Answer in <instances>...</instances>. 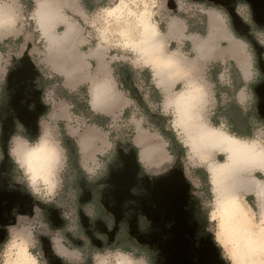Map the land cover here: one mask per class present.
<instances>
[{
	"label": "crops",
	"instance_id": "obj_1",
	"mask_svg": "<svg viewBox=\"0 0 264 264\" xmlns=\"http://www.w3.org/2000/svg\"><path fill=\"white\" fill-rule=\"evenodd\" d=\"M62 1L59 5H66L68 2L71 10L72 6L75 5L77 8L80 3L79 0ZM81 9H83L82 6ZM84 12L86 13L85 10ZM86 15L88 14L86 13ZM163 16L164 21L157 25L147 20L148 24L154 25L160 36L164 57H168L160 62L151 56V52L142 51L140 42L145 34L143 28L139 31L138 37L134 30L133 38L127 42L119 41L117 46H114L113 43L106 46L101 43L81 46L80 31L73 23L71 25L74 35L69 52L78 58V65L67 67L62 64L68 60L67 55L64 52L51 54L47 49L48 44L46 47L47 57L44 62H38L32 55L30 56L39 71L43 65L49 74L59 76L60 84L64 89L72 91L80 86H86L90 109L94 113L110 118V121L117 119V129L122 126V128L127 127L125 121L121 120V115L125 110L130 107L145 110L146 115L139 118L141 125L136 133H133L131 143L122 144L133 145L137 151L141 146L139 159L142 167L144 165L157 167L164 160L162 152L150 158L142 156L145 139L153 138L154 134H158L167 143V147L169 142L165 138L168 137L177 153L175 159L166 148L170 161L168 166L174 159L180 160L182 151L177 141L181 142V140L175 132L174 134L170 133L169 129L174 131L176 117V113L174 117L175 103L172 101L176 94L185 88H193L201 95L198 111L201 120L208 126L238 131L247 138L246 141L252 137L254 139L251 141L264 145V125L252 113L254 102L249 107L254 96L253 87L256 84L252 85V83L256 79L260 81L263 75L257 68V61L255 64L253 62V55L247 42L232 31L226 16L216 9L189 8L176 2L175 10L170 9V13ZM123 32L125 33L126 29H123ZM2 35V31H0V36ZM258 36H260L258 39L262 44L259 43L263 46L264 40L262 41L261 37H264V32ZM4 63L7 65L3 53L0 52V90L7 73V70L3 68ZM144 69L150 71L148 84L140 75ZM38 79L35 80L36 83ZM35 87L39 88L38 85ZM94 90L100 94L98 100L93 97ZM152 95L159 96V100L151 99ZM203 114H206V117ZM133 115L136 116L134 113L131 117ZM130 119L128 124L132 126L129 123ZM102 120L105 123H100ZM102 120H99V123L106 126V120ZM216 121L218 124L214 125L213 122ZM46 128L49 133V128L47 126ZM90 128L92 130L83 135L94 134L96 137L88 145H85V149L81 148L79 142L83 135L78 140L66 137L71 141L73 147L76 146V151L73 148L74 151L69 152L65 144L63 145L68 156L64 188L67 191H73L78 197L86 194L87 199L82 202L81 206L78 204V198L76 201H72L69 207L60 202L57 205L59 211L55 216L56 219L66 223L69 220L68 222L73 226L71 231L76 235H80L77 226L78 209L81 208L91 220H94L91 216L95 217L96 215L92 203L94 200L92 193L96 188L90 184L107 172L116 153L113 151L114 141L109 137L108 131H104L97 125H90ZM183 138L185 143L184 135ZM118 144L121 143L115 144V150ZM214 151L224 153L219 149H214L212 153ZM255 169L259 168L253 170ZM66 207L70 209L68 213L65 210ZM52 211L47 212V218L50 221H52ZM49 234L52 249L62 260L69 263L70 258L75 259L79 256L77 251L64 245V240L71 238L68 234L66 235L67 239L64 235L59 237L58 232L55 233V236H53L54 233ZM137 253L147 255L142 251Z\"/></svg>",
	"mask_w": 264,
	"mask_h": 264
},
{
	"label": "water",
	"instance_id": "obj_2",
	"mask_svg": "<svg viewBox=\"0 0 264 264\" xmlns=\"http://www.w3.org/2000/svg\"><path fill=\"white\" fill-rule=\"evenodd\" d=\"M190 1L205 2L224 10L232 31L252 46L257 68L263 75L253 87L252 113L264 122V46L236 11L239 3L246 4L252 24L264 30V0ZM167 6L174 9L175 1L168 0ZM37 78H42L41 73L27 51L12 63L5 76L4 99L0 104V174L8 173L10 182L13 162L8 150L16 123L22 126L24 135L34 139L40 132V119L48 110L42 101L43 87H35ZM115 152L105 176L94 184L98 188L99 217L91 220L78 209L79 223L92 247L100 248L103 239L111 243L122 224V240L150 252L152 264H228L213 234L205 230V218L199 216L198 200L192 194V185L180 160L164 173L150 176L142 169L139 151L133 145L118 144ZM20 187L23 189H0V244L6 239L8 227L17 222V216H33L35 206L44 207L24 186ZM86 196L81 195L80 200L84 201ZM56 213L54 209L51 218L54 223L58 220ZM110 218L109 225L106 219ZM96 234L103 239H98ZM40 241L47 264H67L54 252L49 237H42Z\"/></svg>",
	"mask_w": 264,
	"mask_h": 264
},
{
	"label": "rangeland",
	"instance_id": "obj_3",
	"mask_svg": "<svg viewBox=\"0 0 264 264\" xmlns=\"http://www.w3.org/2000/svg\"><path fill=\"white\" fill-rule=\"evenodd\" d=\"M29 0H0V8L8 9V13L2 14L0 16V31H2V36H0V42L4 41H14L17 38H20V41H15L14 44H5L6 51L3 53L4 59H6V63H4L3 68L4 70H9L12 66V63L16 61L20 56L25 52L28 51L29 55H32L35 60L38 62H44L46 55V47L48 43L47 38L41 34L42 31L38 29L37 23L34 19V8L36 7V3L39 0H32L33 1V8L31 10H27ZM53 1L58 9L57 14L59 18L54 22L53 27H51V31L55 35H61L64 30L66 29L67 23H73L74 26L80 31L79 40L82 42L81 46L85 45H97L99 43L106 45H111L112 43L114 46H117V42L125 40L126 42L129 39L133 38L134 30H136V37H138V33L141 30L142 25L145 20L152 22L154 25H157L164 21V14L170 13V8L167 6L168 0H109L106 7L99 9L93 15L89 16L86 15L83 9L80 10L81 5L78 1V7L76 8L72 6V10L70 9L69 3L67 2L66 5L60 4L61 0H50ZM64 1V0H63ZM62 1V2H63ZM175 1V8L176 2L183 4V6L191 7V8H206V9H216L221 11L226 18L229 19L226 12L218 7L212 6L205 2H192L190 0H174ZM171 9V10H175ZM237 13L245 20L247 17V10L246 4L239 3L236 7ZM250 13V11H249ZM230 23V20H229ZM231 27V26H230ZM123 29H126V32H123ZM40 30V31H39ZM258 34L260 35L264 30L259 29ZM257 37L259 38L260 36ZM43 35V36H42ZM74 35V31L71 33L69 42L67 43L70 46L72 42V38ZM45 38V39H44ZM262 41L264 37H261ZM80 46V44H79ZM48 48V47H47ZM49 51V50H48ZM51 54H56V50L50 51ZM43 67V65H42ZM47 71V68L43 67ZM6 76V75H5ZM42 76V75H41ZM38 85L39 88L43 87L42 78L38 79L37 83L35 82V86ZM42 101L46 105H50L49 112L43 115L40 119V131L41 129H45L46 126L49 128V134L55 136L56 138L60 139L67 150L74 151L73 144L71 141L67 140L66 137H70L71 139L78 140L83 134L86 132L91 131L89 124H86L85 119H82L79 116H74L70 112V108L67 103L63 100L56 98L52 91H44L42 89ZM4 99V95L1 93L0 100ZM255 102V100H254ZM1 103V102H0ZM48 107V106H47ZM206 117V114H203ZM175 117V112H174ZM100 123H105V121H100ZM130 124L134 127V133L138 130V127L141 125V119L136 118L133 115L129 121ZM109 128L113 130H117L118 121L117 119H111L110 122L107 123ZM174 132L180 138L182 144L184 145L185 150V158L183 167L185 168V175L188 181L191 183L192 188L191 191L196 192L200 191L202 196V203L203 205L209 209V228L210 230L213 229V224L210 219V214L213 211V204H214V195L211 190L207 187V181L205 179L204 174L202 173L201 176L195 177L193 173L194 168H202L208 174L209 181H210V174L207 169V165L209 160L213 162H222L225 160L226 155L224 153L214 151L209 158L203 159L200 157L199 154H194L190 151V147L184 143L183 134L180 130L175 127L174 125ZM24 130V129H23ZM47 130V128L45 129ZM24 132V131H23ZM107 133V132H106ZM20 134H14L13 136H18ZM24 135V134H23ZM12 136V137H13ZM11 137V138H12ZM153 143L159 145L161 152L164 155V160L161 165L157 167H148L144 165L142 169L148 173L150 176L157 175L159 173L164 172L165 170L169 169V157L167 155V143L162 140V138L157 134L152 135ZM10 138V140H11ZM247 139V138H241ZM249 141L253 140L254 138H248ZM75 144V143H74ZM261 145V144H260ZM10 146V141H9ZM139 153L141 154V146L138 147ZM182 151V148H181ZM183 152V151H182ZM2 158V152L0 149V160ZM13 162V161H12ZM172 167V166H171ZM170 167V168H171ZM13 169V166H12ZM11 173V172H10ZM13 174L17 178L18 181L22 179L20 171L17 169H13ZM106 174V173H105ZM105 174L101 177L103 178ZM254 177L263 178V175L259 169H255L251 172ZM66 177V176H65ZM97 177V178H99ZM96 178V179H97ZM100 178V179H101ZM95 179V180H96ZM99 179V180H100ZM66 178H64V183L61 189L51 195L41 194L39 196H34L37 200L42 202L44 206H48V209L52 211V209L59 211L57 205L65 203L69 207L72 201H76L79 199V206L82 205V200H80V196H76L73 191H67L64 188ZM93 181L90 185L98 189L94 184L99 181ZM74 185V184H72ZM26 188V187H25ZM193 194V192H192ZM195 197V196H194ZM60 198V199H58ZM196 198V197H195ZM197 199V198H196ZM240 199L244 205H246L247 211L249 216L253 222V230L256 231L261 225V218L257 208V199L254 194L250 192H241ZM198 200V199H197ZM66 201V202H64ZM78 201V200H77ZM199 206L200 202L198 200ZM66 207V212L68 213L70 209ZM42 209V208H41ZM75 211V210H74ZM48 210H39L36 209L34 211L33 216H19L17 222L13 225L8 227V233L6 239L0 244V249H3L6 253L7 258L12 261L13 263L17 259V253L19 249H23L24 253H28L30 256L31 261L33 260V253L29 252L28 247L24 246L23 244L17 243V241L26 240L28 245L32 247L34 250V255L39 257L40 264H47L42 249L40 246V242L38 237H49V233L55 236V233L58 232V236L68 234L71 238L70 240L62 241L64 245L77 251L79 256L75 259L70 258V262L72 264H79L83 262L86 258L87 261L85 264H93V257L94 254L101 249H106L108 247H118L114 246L113 244L101 245L100 248H91L92 252L91 255H88L90 250H85L83 248H79V242L82 241L80 235L75 237L74 233L71 231L72 225L69 220L67 223L63 221L61 225L53 224V221H50L47 218ZM78 213V211H77ZM200 214H201V206H200ZM201 216V215H200ZM203 217V216H201ZM204 218V217H203ZM78 224L79 218H78ZM62 222V221H61ZM48 234L45 235L44 234ZM21 233V234H20ZM44 234V235H42ZM26 235V236H25ZM24 237V238H23ZM68 237V236H67ZM41 238V237H40ZM39 238V239H40ZM50 239V237H49ZM69 239V238H68ZM71 242L68 245L67 242ZM83 242V241H82ZM55 252V251H54ZM83 253V254H82ZM32 254V255H31ZM64 261V260H63ZM67 262V261H65ZM68 263V262H67Z\"/></svg>",
	"mask_w": 264,
	"mask_h": 264
},
{
	"label": "bare ground",
	"instance_id": "obj_4",
	"mask_svg": "<svg viewBox=\"0 0 264 264\" xmlns=\"http://www.w3.org/2000/svg\"><path fill=\"white\" fill-rule=\"evenodd\" d=\"M57 12L58 9L53 1L39 0L34 8V19L42 34L48 40L47 49L49 52L52 50L64 52L70 60L69 62H67L68 60L62 62L67 67L78 65V58L69 52L70 46L67 44L71 33L74 31L72 25L67 23L66 29L61 35H55L51 31L54 22L59 18ZM4 13H8V9L0 8V16ZM142 26L145 33L140 42L142 51L151 52V56L157 62L168 58L164 57L160 36L154 25L148 24L145 20ZM93 97L95 100L100 98L97 90H94ZM194 97L199 102L201 101V95L193 88H185L176 94L172 101L175 103L176 113L174 125L185 136V143L190 147L192 153L199 154L203 159L209 158L214 149H219L225 153L226 158L224 161L213 162L209 160L207 165L212 193L215 201L225 195L232 198L234 207L253 230L254 225L247 211L248 207L241 201L240 193L250 192L255 195L261 223L264 222V148L256 141L241 143L240 141L246 140L228 134L220 128L208 126L201 120L199 111H194L192 108ZM177 99L183 100L184 103L177 105ZM45 132L48 133L47 130ZM95 137L94 134L83 135L79 140L81 148L85 149V145H88ZM157 153H161L159 145L153 143V138L145 139L142 156L150 158ZM254 168H259L262 171L263 178H257L251 174ZM16 262L30 264L31 259L28 253H24L23 249H19L17 259L13 264H16Z\"/></svg>",
	"mask_w": 264,
	"mask_h": 264
},
{
	"label": "clouds",
	"instance_id": "obj_5",
	"mask_svg": "<svg viewBox=\"0 0 264 264\" xmlns=\"http://www.w3.org/2000/svg\"><path fill=\"white\" fill-rule=\"evenodd\" d=\"M183 103L184 101L180 99L176 101L177 105ZM198 107L199 101L194 97L192 108L195 111ZM261 147L264 148V145ZM8 151L22 176L18 183L26 187L31 195H51L63 186L68 156L60 139L41 129L34 139L26 135L13 136ZM210 219L214 226L210 231L216 244L222 249L225 260L230 264H264V222L258 230L253 231L234 207L232 198L227 195L214 202ZM17 243L28 247L29 252L33 253L30 264H40L39 257L34 255V250L26 240ZM0 264H13L3 249H0ZM93 264H152V262L147 255L122 247H108L94 254Z\"/></svg>",
	"mask_w": 264,
	"mask_h": 264
},
{
	"label": "trees",
	"instance_id": "obj_6",
	"mask_svg": "<svg viewBox=\"0 0 264 264\" xmlns=\"http://www.w3.org/2000/svg\"><path fill=\"white\" fill-rule=\"evenodd\" d=\"M79 1H80L81 6L83 7V9L86 11V13L89 16L93 15L99 9L106 7L107 3L109 2V0H79ZM32 6H33V1L32 0H29L28 1L27 10H31L33 8ZM248 16H249V11L247 9L246 22L248 24H250V26H252V22L250 21V19L248 18ZM227 20H228V24L230 26L229 19L227 18ZM259 32H261V31L251 30V33L255 36V38H256V40L258 42H260L259 39H258V37H257V34ZM241 39H243L245 42H247L244 38H241ZM17 40L20 41V38H17L14 41H10V40L7 41L6 40L4 42H0V52L1 53H4L6 51V48H5V44L6 43L9 42V44H11V43L14 44L15 41H17ZM247 44H248L249 48L251 49V52H252V55H253V62L255 64L256 58H255L254 52L252 50L251 45L248 42H247ZM263 46H264V44H263ZM255 68H256V66H255ZM40 69H41L40 70V73L42 75V82H43L44 91L45 92L52 91L56 98H59V99L63 100L65 103L68 104V106L70 108V112L74 116H79L82 119H85L86 124H89V125H97V126L103 128L104 131H108L109 132V137L111 139H113V141H114V145H113V151H114V153H115V144L116 143H118V142L121 143V144H129V143H131V139H132L133 133H134V128H133V126H131V125L128 124V120L130 119L131 115L134 114V113L136 114L137 118L144 117L146 115L145 110H143L142 108H137V107H130L129 109L125 110L122 113V115H121V120L125 121V123H126L125 125H127V127L126 128H122L123 127L122 126L121 128H119L117 130H113V129L109 128V126H107V125L105 126V124H100L99 123V120L104 119V120H106V124H107L108 122H110V118L105 117V116H102V115L97 114V113H94L90 109V106H89V103H88V93H87L86 86H80L77 89L72 90V91L66 90V89H64L61 86V84H60L61 78L59 76H55V75L49 74L42 67H40ZM140 75H141V78L144 80V82L148 84V82L150 80V71H149V69L142 70V72H141ZM258 82H259V79H256L252 83V85L255 84V83H258ZM141 93L143 94V92H141ZM0 96H1V91H0ZM159 98H160L159 96H157V97H155L154 95L151 96V99H153V100H159ZM254 100H255V98L253 96V99L251 100V102L249 104V107L252 106ZM47 106H48V112H49L50 105H47ZM123 121H122V123H123ZM213 124L214 125H217L218 122L217 121L216 122H213ZM262 124L264 125V123H262ZM223 130L227 131L228 133L232 134L235 137L245 138V136H243L238 131L231 130V129H226V128H224ZM23 131L24 130L22 128H20V129L17 130V132L15 133V135L16 134L23 135ZM169 132L172 133V134H174V131L172 129H169ZM123 133H124V135H122ZM165 139H167V141L169 142V145L167 147L168 151L176 159L177 153L173 149L172 144H171L169 138L167 137ZM177 143L182 148V151L183 152L180 155V160L184 164V158H185V153H184L185 150L184 149L185 148H184V145L181 142H178L177 141ZM75 147L76 146H74V149L76 151L77 149ZM175 159L172 161V164L170 165V167L175 164V161H176ZM15 168H16V165L13 162V169H15ZM184 172H185V168H184ZM193 173H194L195 177L201 176V174L203 173L204 176H205V179L207 181V187H208V189H210L209 177H208V174L205 172V170H203L202 168H194L193 169ZM192 192H193L194 196L200 202V206H201V214L200 215L203 216L205 218V221H206L205 230L210 231V228H209V209L206 208L203 205V203H202V196L200 194V191L199 192L198 191L196 192V190L195 191L193 190ZM213 238H214V235H213ZM92 252H94V251L90 250L88 252V255H91ZM221 255H222V249H221ZM222 257H223V255H222ZM87 259L88 258H86L83 262H81L79 264H85L86 261H87ZM226 262L228 264H230V262H228L227 260H226Z\"/></svg>",
	"mask_w": 264,
	"mask_h": 264
},
{
	"label": "flooded vegetation",
	"instance_id": "obj_7",
	"mask_svg": "<svg viewBox=\"0 0 264 264\" xmlns=\"http://www.w3.org/2000/svg\"><path fill=\"white\" fill-rule=\"evenodd\" d=\"M248 9V11H249V8H248V6L246 5V10ZM248 18L250 19V13H249V16H248ZM251 30H259L258 28H256L253 24H252V26H251V29H250V32H251ZM4 85H5V78H4V81H3V84H2V87H1V93L2 94H4ZM254 98H255V96H254ZM0 102H1V100H0ZM1 104V103H0ZM261 121V120H260ZM262 122V121H261ZM262 123H264V122H262ZM20 128H22V126L19 124V123H16V131H15V133L17 132V130L18 129H20ZM23 129V128H22ZM14 133V134H15ZM168 170V169H167ZM167 170H165V171H167ZM164 171V172H165ZM164 172H162V173H164ZM162 173H159V174H162ZM159 174H157V175H159ZM153 176H155V175H153ZM10 177H11V180H12V182H10L9 181V179H8V173H5V172H2L1 174H0V189H2V190H7V191H10V190H22L23 188H21L20 186H23L21 183H18V180H17V178L14 176V174H13V169H11V173H10ZM102 177V176H101ZM101 177H99V178H97L95 181H97V180H99ZM97 191H98V189H95V191L92 193V195L94 196V200L92 201V203H93V205H94V210H95V213H96V215H95V217H93V216H91V218L92 219H96V218H98L99 217V215H100V209L98 208V205H97V202H96V197H97ZM91 195V196H92ZM194 195V194H193ZM92 196V197H93ZM92 197H91V199H92ZM36 199V198H35ZM87 199V198H86ZM85 199V200H86ZM196 199V198H195ZM125 206L127 205V203H125L124 204ZM36 209H39L38 207H34V211L36 210ZM48 210V211H50L51 212V210H49L48 209V206H44L42 209H39V210H41V211H43V210ZM52 216V215H51ZM200 216V215H199ZM18 217L19 216H17V219H18ZM196 217V216H195ZM194 217V218H195ZM196 219V218H195ZM111 221H112V219L110 218L109 220L108 219H106V222H107V224H109L110 225V223H111ZM63 223V221L61 222V221H55V223H53V224H56V225H61ZM78 226V229H79V233H80V238L82 239V243H80V244H82V245H80L79 246V248H83V249H85V250H91V248H93L91 245H90V242H89V240H88V238L85 236V234H84V231H83V228L81 227V225L80 224H78L77 225ZM123 232H124V225H120V229H119V231L118 232H116V235H115V239L111 242V243H109V244H113L114 246H118V247H122V248H124V249H128V250H132V251H135V252H140V251H142V252H145L146 254H147V256L150 258V260H151V262H152V255H151V253L150 252H148V251H146L144 248H142V247H139V246H136V245H134L131 241H129V240H122V237H123ZM75 235V237H77V235L76 234H74ZM64 236H65V234H64ZM96 237L98 238V239H103L102 238V236H100L99 234H96ZM65 239H67L66 238V236H65ZM68 240V239H67ZM65 241V240H64ZM39 242H40V246H41V249H42V245H41V241H40V239H39ZM67 242V241H66ZM68 243V245H70L71 244V242H67ZM101 245H107V242L106 241H104V239H103V241H102V243H101ZM67 246V245H66ZM42 253H43V256H44V252H43V250H42ZM83 254V253H82ZM45 258V257H44ZM65 262V261H64ZM65 263H67V262H65ZM67 264H72V263H67Z\"/></svg>",
	"mask_w": 264,
	"mask_h": 264
}]
</instances>
